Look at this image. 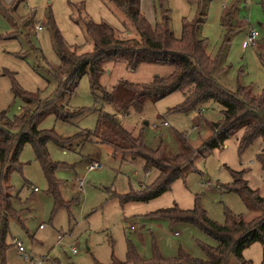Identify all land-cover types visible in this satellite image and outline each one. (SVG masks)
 Masks as SVG:
<instances>
[{
  "label": "rangeland",
  "instance_id": "1",
  "mask_svg": "<svg viewBox=\"0 0 264 264\" xmlns=\"http://www.w3.org/2000/svg\"><path fill=\"white\" fill-rule=\"evenodd\" d=\"M262 1H202L205 20L198 28V37L207 39L206 50L212 57H217L225 45L217 79L232 91L243 85L264 95ZM1 2L0 110H5L10 119L20 115L26 106L24 99L15 94V88L46 98L60 85L55 72L61 60L52 20L68 46L77 48L79 53L94 48L84 24L88 18L109 23L121 38L140 39L132 21L111 0ZM143 5L153 12L154 18L150 19L155 25L160 18L154 10L157 0H143ZM230 5L235 12L232 26L227 25L223 16L224 7ZM165 7L171 11L175 35L181 37L184 18L195 19L199 4L196 0H166ZM37 25L43 26L42 30H37ZM252 28L259 36L256 45L244 47ZM226 39L229 41L225 42ZM172 71L171 65L160 63H143L133 70L124 61L108 62L100 80L111 90L123 79L148 83L155 76H168ZM184 98V92L176 91L157 102L146 100L140 114H117L123 125L136 136H142L149 147L162 146L170 154H176L180 144L175 131H179L186 133L189 143L200 150L213 134L210 123L222 120V106L208 100L187 111H171ZM60 103L74 116L59 120L50 114L39 123L40 129H53L61 137L72 139L65 146L54 141L48 143L50 160L57 164L54 177L58 194L51 190L31 144L25 145L19 156L20 167L12 169L8 177L12 207L18 211V215L8 217L9 264H112L126 262L131 250L145 260L153 258L156 251L165 258L185 252L207 259L204 247L219 244L214 237L195 224L172 222L156 212L174 206L192 209L198 201L207 216L220 224H225L227 211L245 219L258 215L240 192L230 190L227 185L234 183L233 171H243L249 186L264 196V168L258 159V154L264 153V139L258 138L241 149L239 132L219 148H203L193 164L185 166L184 178L176 180L162 195L149 201L125 202L124 196L155 182L159 170L147 171L143 158L124 159L115 155L110 145L89 136L96 130L101 111L117 112V109L114 104L96 98L88 74L80 78L73 94L65 92L60 97ZM95 161L101 167L89 170ZM15 239L22 241L24 254ZM73 248L77 253H73ZM243 256L246 264H262L263 245L253 243ZM226 264L243 263L231 253Z\"/></svg>",
  "mask_w": 264,
  "mask_h": 264
},
{
  "label": "trees",
  "instance_id": "2",
  "mask_svg": "<svg viewBox=\"0 0 264 264\" xmlns=\"http://www.w3.org/2000/svg\"><path fill=\"white\" fill-rule=\"evenodd\" d=\"M111 1L129 17L139 32L140 39L121 38L109 23L95 22L88 18L84 24L94 42V48L91 52L79 53L77 48L68 46L52 20L51 26L55 31V42L61 60V65L55 72L60 79L58 89L52 96L41 98L15 88V94L26 103L24 110L14 119H10L5 110H0V264H9L6 256L10 246L7 243L9 214L18 215V211L12 207V196L9 194L10 172L20 167L19 156L25 145L31 144L51 190L58 194L57 180L54 177L57 164L50 160L48 143L54 141L65 146L72 139L61 137L53 129H40L39 123L50 114L56 115L59 120H68L74 116L60 103V97L65 92L73 94L80 78L85 74L90 77L96 98L114 104L117 109V112L101 111L96 130L89 135L92 140L110 145L114 154L122 155L124 159L143 158L147 171L156 168L160 172L151 185L124 196L125 202L149 201L162 195L176 180L184 178L185 166L193 164L195 156L203 148H219L239 132L242 133L239 138L241 149L247 148L258 138L264 139V95L255 93L251 86L238 85L236 91H232L222 85L217 79V73L225 45L217 57H212L206 50L207 39L198 37V28L205 20L201 5L203 0H196L199 9L195 19L184 18L181 37H177L172 29L171 11L165 7L166 0H157L155 10L160 18L155 25L143 12L142 0ZM1 4L0 0V6ZM262 6L264 9V0ZM228 41L226 39L225 42ZM118 61H124L133 70L143 63H160L171 65L173 71L168 76H155L148 83H134L123 79L108 90L101 83L100 77L106 71L108 62ZM176 91L184 92L185 98L171 111H187L208 100H214L222 106L223 118L210 123L213 134L200 150L189 143L186 133L179 131H175L180 144V151L176 154H170L162 146L149 147L142 136H136L123 125L117 114H140L146 100L157 102ZM258 159L264 168V153L258 154ZM233 173L234 183L227 187L242 194L250 208L258 212L256 217L245 219L227 211L225 224H220L207 216L198 201L192 209L174 206L156 212L172 222L195 224L214 237L219 244L204 247L207 259L195 258L185 252L174 258H165L156 251L153 258L145 260L131 250L126 262L112 264H226L231 253L246 264L243 252L255 242L263 245L264 264V196L249 186L243 177V171ZM237 176L243 178L239 179Z\"/></svg>",
  "mask_w": 264,
  "mask_h": 264
},
{
  "label": "built area",
  "instance_id": "3",
  "mask_svg": "<svg viewBox=\"0 0 264 264\" xmlns=\"http://www.w3.org/2000/svg\"><path fill=\"white\" fill-rule=\"evenodd\" d=\"M42 28H43V26H40V25L36 26L37 30H42ZM258 37L259 36H258V33L256 32V30L254 28L250 29L249 30V34H248V36L246 38V41L244 42V46L255 45L256 40L258 39ZM164 124L167 125V122H164ZM155 126L157 127L158 125H155ZM100 167H101V165H100L99 161H95L88 167V169L89 170H93V169H97V168H100ZM35 190H37V188H35ZM60 237L61 236H59V238ZM15 243L18 246V249H19L20 253L24 254L25 249H24L22 241L18 240V239H15ZM73 252L76 253L77 249L73 248Z\"/></svg>",
  "mask_w": 264,
  "mask_h": 264
},
{
  "label": "crops",
  "instance_id": "4",
  "mask_svg": "<svg viewBox=\"0 0 264 264\" xmlns=\"http://www.w3.org/2000/svg\"><path fill=\"white\" fill-rule=\"evenodd\" d=\"M144 5H143V0H142V3H141V7H142V10H143V12L146 14V16H147V18L149 19V21L150 22H152L151 21V19L150 18H154V14H153V12L151 13L150 12V10H146V9H144V7H143ZM233 6V5H232ZM232 6L230 5V6H226V7H224V10L226 9V11H224V13H223V16H224V14H225V16H226V21H227V25H230V26H232V20H233V18H234V13H233V11H232ZM231 9V10H230ZM154 10H155V7H154ZM234 11H236V9H233ZM232 29V28H231ZM246 41V38H245V40H244V42ZM244 42H243V46H244ZM255 45H256V43H255ZM254 45V46H255ZM244 47H247V46H244ZM74 253V252H73ZM77 253V252H76Z\"/></svg>",
  "mask_w": 264,
  "mask_h": 264
}]
</instances>
